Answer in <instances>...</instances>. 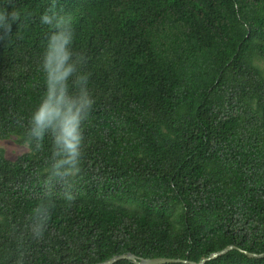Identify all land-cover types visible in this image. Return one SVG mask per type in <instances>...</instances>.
<instances>
[{"label": "trees", "instance_id": "1", "mask_svg": "<svg viewBox=\"0 0 264 264\" xmlns=\"http://www.w3.org/2000/svg\"><path fill=\"white\" fill-rule=\"evenodd\" d=\"M5 11L0 139L28 151L0 148V264L264 252V0H0ZM84 92L79 170L56 182L53 138L38 147L32 117Z\"/></svg>", "mask_w": 264, "mask_h": 264}, {"label": "clouds", "instance_id": "2", "mask_svg": "<svg viewBox=\"0 0 264 264\" xmlns=\"http://www.w3.org/2000/svg\"><path fill=\"white\" fill-rule=\"evenodd\" d=\"M54 7V5H53ZM11 20L18 17L15 13L11 15ZM44 23H52V17L48 14L43 16ZM9 15L0 12V27L10 31L11 24ZM59 24L64 21L60 19ZM62 42L66 44L68 37H63ZM91 100L87 97L86 92L82 94L78 103H68L64 100L63 94L53 98H48L47 104H42L40 108L33 114L31 136L38 142L44 139L45 134L50 133L54 144V162L51 166L50 179L56 182H66L68 177L78 172V162L81 155L80 145L82 141V133L80 131L82 113L86 107H90ZM66 199H73L70 191H65ZM47 220V210L37 209L36 224L34 230L37 234L43 230Z\"/></svg>", "mask_w": 264, "mask_h": 264}, {"label": "water", "instance_id": "3", "mask_svg": "<svg viewBox=\"0 0 264 264\" xmlns=\"http://www.w3.org/2000/svg\"><path fill=\"white\" fill-rule=\"evenodd\" d=\"M239 250L246 254L248 257L251 258H263L264 252H251L247 250H243L238 248L233 244H228L219 250L212 251L207 255H203L200 257L198 261L188 260L183 258H172V257H165V256H157V257H142L134 254L133 252H124L120 254H115L103 261L91 263V264H114L115 262L125 259L129 260L133 264H165V263H186V264H205L206 262L216 259L219 256L226 254L230 250Z\"/></svg>", "mask_w": 264, "mask_h": 264}, {"label": "rangeland", "instance_id": "4", "mask_svg": "<svg viewBox=\"0 0 264 264\" xmlns=\"http://www.w3.org/2000/svg\"><path fill=\"white\" fill-rule=\"evenodd\" d=\"M260 65H263V62H260ZM0 148L3 149L6 158L10 160H14L18 155L28 151V145L19 144L15 136L0 139Z\"/></svg>", "mask_w": 264, "mask_h": 264}]
</instances>
